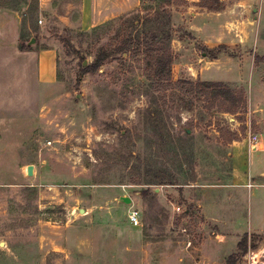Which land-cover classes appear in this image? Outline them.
<instances>
[{
  "label": "rangeland",
  "instance_id": "1",
  "mask_svg": "<svg viewBox=\"0 0 264 264\" xmlns=\"http://www.w3.org/2000/svg\"><path fill=\"white\" fill-rule=\"evenodd\" d=\"M24 1L0 4L23 8ZM40 1L29 0L25 39L36 38L31 46L58 40V80L40 87L33 79L32 89L1 111L0 150L7 157L0 158V264H249L251 253L264 252V233L217 236L199 207L208 200L203 191L229 179L230 144L261 130L259 111L248 104L246 113L209 109L203 88L162 87L146 77L144 50L156 48V34L158 41L171 34L173 80H200L174 75L180 67L172 44L192 38L178 16L197 10L199 0H142L88 31L68 23L78 20L80 0ZM228 1L220 0L223 7ZM123 39L126 55L115 54L78 81L101 48ZM225 84L247 96L244 83ZM250 95L252 107L264 111L258 82ZM238 151L247 170L263 169L264 151L251 155L245 145ZM132 209L140 211L138 226L129 221Z\"/></svg>",
  "mask_w": 264,
  "mask_h": 264
},
{
  "label": "crops",
  "instance_id": "2",
  "mask_svg": "<svg viewBox=\"0 0 264 264\" xmlns=\"http://www.w3.org/2000/svg\"><path fill=\"white\" fill-rule=\"evenodd\" d=\"M141 2L142 0H80L78 20L70 19L68 23L72 28L88 31L138 9ZM44 3L47 1L44 0ZM23 4V8L0 4V132L1 111L10 110V105L19 95L24 94L27 87L32 89L33 79L40 87L54 85L58 80L60 50L59 44L55 43L58 40L53 37L44 38L46 45L41 46V42H37L35 46H31L33 43L30 42L34 37L25 39L29 31L24 20L29 0H25ZM197 8L178 16L192 38L188 41L173 39L172 44L178 55L174 65L180 67L177 74L173 69L174 75L184 71L192 80L228 82L234 86L244 83L248 109L251 113L259 111L257 114L261 127L257 133V148L248 138L230 144L229 179L216 190L203 191V196L206 193L208 200L201 202L199 207L205 220L219 231L217 236L238 239L239 234L264 233V166L261 170H254V166L247 170L241 163L238 151L239 145H245L251 155L257 150L264 151V111L252 107L250 95L255 81L264 89V62L257 64L254 59L255 54L264 55V0L228 1L220 11H209L200 6ZM34 39L36 43L37 40ZM196 43L210 49L224 46L226 50L216 58H210L205 52L198 50ZM237 47L243 52H227ZM248 50L253 51L246 53ZM247 66L252 84L244 78ZM19 141L16 138L12 142L17 145ZM1 142L0 138V145ZM1 153L0 150V158L7 157ZM243 226L245 227L242 228Z\"/></svg>",
  "mask_w": 264,
  "mask_h": 264
},
{
  "label": "trees",
  "instance_id": "3",
  "mask_svg": "<svg viewBox=\"0 0 264 264\" xmlns=\"http://www.w3.org/2000/svg\"><path fill=\"white\" fill-rule=\"evenodd\" d=\"M198 6L205 8L209 11H220L224 7L221 5L220 0H199ZM156 37V38H155ZM172 35L168 34L158 41L159 36L156 34L154 40L156 41V48L151 46V48H146V77L149 80H155L162 87H168L175 84H186L189 86L190 90L193 88L201 89L203 95H205L211 102L209 109L214 107H219L220 111L227 113H246L247 108V96L243 89H232L227 86L224 82L219 81H200L197 83L191 80H178L174 81L172 78V64L174 60V53L169 47V42ZM142 43L139 42V45ZM25 47L24 44L22 46ZM129 43L124 39L116 44H108L106 47L101 48L96 55L93 63L88 64L79 72L78 81L88 73L94 72L99 69L108 59H110L115 54H120L122 57L126 55L129 51ZM210 58H216L220 53L225 51L224 46H220L217 49H210L206 47V50H202ZM255 62L257 64L264 61V55L255 54ZM241 140V139H235ZM238 248H246V240H240L238 242ZM232 264V263H230Z\"/></svg>",
  "mask_w": 264,
  "mask_h": 264
},
{
  "label": "built area",
  "instance_id": "4",
  "mask_svg": "<svg viewBox=\"0 0 264 264\" xmlns=\"http://www.w3.org/2000/svg\"><path fill=\"white\" fill-rule=\"evenodd\" d=\"M248 139L250 143L254 145V147H258L259 136L257 134H250ZM176 209L180 211L181 208L177 207ZM129 221L134 226L140 225V211L137 209H132L129 214ZM263 257L264 252L262 251L253 252L249 256V264H259Z\"/></svg>",
  "mask_w": 264,
  "mask_h": 264
},
{
  "label": "water",
  "instance_id": "5",
  "mask_svg": "<svg viewBox=\"0 0 264 264\" xmlns=\"http://www.w3.org/2000/svg\"><path fill=\"white\" fill-rule=\"evenodd\" d=\"M34 42H35V39L33 38L30 43H34ZM188 132H190V130H188ZM27 173H28V175L34 174V165L33 164H30L27 166ZM122 199L125 200L126 202H128L130 200L129 198H126V197H122Z\"/></svg>",
  "mask_w": 264,
  "mask_h": 264
}]
</instances>
